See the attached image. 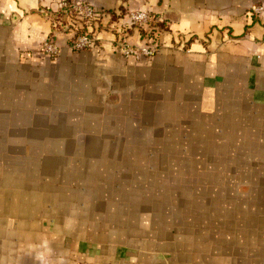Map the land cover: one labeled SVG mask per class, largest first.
Here are the masks:
<instances>
[{
	"label": "crops",
	"instance_id": "crops-1",
	"mask_svg": "<svg viewBox=\"0 0 264 264\" xmlns=\"http://www.w3.org/2000/svg\"><path fill=\"white\" fill-rule=\"evenodd\" d=\"M58 1L0 0V264H264V0H85L144 61L41 52Z\"/></svg>",
	"mask_w": 264,
	"mask_h": 264
},
{
	"label": "built area",
	"instance_id": "built-area-1",
	"mask_svg": "<svg viewBox=\"0 0 264 264\" xmlns=\"http://www.w3.org/2000/svg\"><path fill=\"white\" fill-rule=\"evenodd\" d=\"M46 8V7H45ZM264 9L263 5H255L251 10L259 13ZM51 21V34L40 46V51L56 56L60 49L55 42V36L59 33L69 35V45L78 51L91 49L97 43L96 34L89 25L96 19L112 18L110 28L114 33L111 46L119 51L125 60L144 61L153 56L160 48L159 28H153V22L163 21L160 13L152 11L148 7L138 9H113L107 11L85 0H59L56 10L45 9ZM148 27V34L141 36V43L131 44L127 40L128 31L132 28Z\"/></svg>",
	"mask_w": 264,
	"mask_h": 264
},
{
	"label": "trees",
	"instance_id": "trees-1",
	"mask_svg": "<svg viewBox=\"0 0 264 264\" xmlns=\"http://www.w3.org/2000/svg\"><path fill=\"white\" fill-rule=\"evenodd\" d=\"M151 26L153 28H159L161 30H165V28H166V22H165V20L159 21V22H153L151 24ZM147 34H148V27L141 28V36H145Z\"/></svg>",
	"mask_w": 264,
	"mask_h": 264
}]
</instances>
